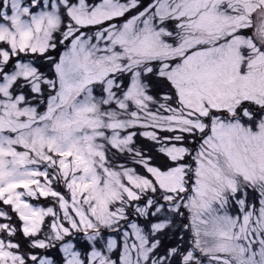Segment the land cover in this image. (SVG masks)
I'll return each mask as SVG.
<instances>
[{
	"label": "snow or ice",
	"instance_id": "6c2138e0",
	"mask_svg": "<svg viewBox=\"0 0 264 264\" xmlns=\"http://www.w3.org/2000/svg\"><path fill=\"white\" fill-rule=\"evenodd\" d=\"M0 264H264V0H0Z\"/></svg>",
	"mask_w": 264,
	"mask_h": 264
}]
</instances>
